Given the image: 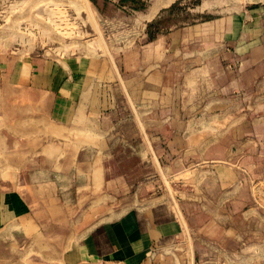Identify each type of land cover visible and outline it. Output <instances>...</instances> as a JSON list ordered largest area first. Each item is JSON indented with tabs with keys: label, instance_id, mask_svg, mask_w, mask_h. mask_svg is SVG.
Instances as JSON below:
<instances>
[{
	"label": "crops",
	"instance_id": "obj_1",
	"mask_svg": "<svg viewBox=\"0 0 264 264\" xmlns=\"http://www.w3.org/2000/svg\"><path fill=\"white\" fill-rule=\"evenodd\" d=\"M259 2L247 14L251 27L244 28L243 14L225 10L201 26L171 29L213 30L219 54L208 60L209 75L216 73L218 94L240 101L264 100V1ZM213 4L207 11L223 5ZM162 8H153L154 15ZM160 62L155 59L145 73L153 76L154 90L161 89ZM99 68H90L81 55L0 52V133H17L10 146L24 148L10 161L9 173L0 171V264H197L195 229L207 227L209 219L204 213L189 217L188 211L183 217L169 192H152L145 175L131 192L124 166L130 158L124 147L136 141L129 138L136 125H126L125 102L130 105L131 98L124 92L123 107L113 109V70ZM250 106L253 113L260 109L257 101ZM107 195L120 204L95 215ZM256 240L245 243L253 249ZM201 241H213L211 233ZM201 253L202 264L219 258ZM238 253L257 260V253Z\"/></svg>",
	"mask_w": 264,
	"mask_h": 264
},
{
	"label": "rangeland",
	"instance_id": "obj_2",
	"mask_svg": "<svg viewBox=\"0 0 264 264\" xmlns=\"http://www.w3.org/2000/svg\"><path fill=\"white\" fill-rule=\"evenodd\" d=\"M219 1L222 6L207 11L216 0H179L154 15L153 8L174 0H0V52L81 55L90 68H112V108L121 109V95L129 94L126 125H136L129 135L136 141L124 147L131 192L145 175L152 192H169L183 217L186 211L208 217L207 227L195 229L197 264L207 250L219 256L209 264H264V100L218 94L216 73L212 77L207 67L219 54L213 30H171L201 26L225 10L243 14L244 28L251 27L246 18L256 0ZM158 58L163 74L161 89L154 90L153 76L145 73ZM255 101L257 113L250 106ZM16 134L0 133V171L9 173L24 149L10 146ZM98 202L95 215L120 199L107 195ZM205 232L210 243L201 241ZM251 238L259 240L253 249L245 243ZM250 252L257 260L236 257Z\"/></svg>",
	"mask_w": 264,
	"mask_h": 264
},
{
	"label": "trees",
	"instance_id": "obj_3",
	"mask_svg": "<svg viewBox=\"0 0 264 264\" xmlns=\"http://www.w3.org/2000/svg\"><path fill=\"white\" fill-rule=\"evenodd\" d=\"M121 1H124V0H121ZM178 2H179V0H175L172 4H170V6L162 8V9L159 11L158 15H160V13H161L162 11H164V10H166V9H168V8H171V7L173 6V4H176V3H178ZM148 27H150V24L148 25ZM149 31H150V30H149ZM151 36H152V35H151Z\"/></svg>",
	"mask_w": 264,
	"mask_h": 264
}]
</instances>
